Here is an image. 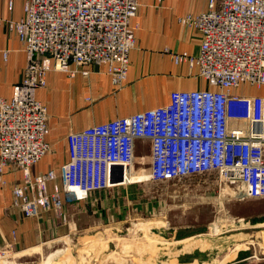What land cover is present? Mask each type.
<instances>
[{"label": "built area", "instance_id": "obj_1", "mask_svg": "<svg viewBox=\"0 0 264 264\" xmlns=\"http://www.w3.org/2000/svg\"><path fill=\"white\" fill-rule=\"evenodd\" d=\"M5 1L11 9L13 0ZM138 5L24 0L23 18L9 24L28 64L12 99L0 101V171L15 167L24 173L23 185L12 191L13 207L23 217H60L65 203L107 190L119 170L125 177L135 171L138 143L149 147L148 166L138 173L147 180L216 173L220 183L239 185L246 197L264 198V99L231 93L242 84L264 86V0H207L206 12L179 19L200 33L201 43L196 56L173 54L172 61L187 64L209 88L173 92L165 106L69 133L59 179L54 171L30 178V168L49 151L46 108L35 92L45 87L49 71L72 76L90 64L106 65L121 85ZM236 121L245 122L247 132L233 128Z\"/></svg>", "mask_w": 264, "mask_h": 264}, {"label": "crops", "instance_id": "obj_2", "mask_svg": "<svg viewBox=\"0 0 264 264\" xmlns=\"http://www.w3.org/2000/svg\"><path fill=\"white\" fill-rule=\"evenodd\" d=\"M138 3L130 21L134 46L121 85L113 83L106 65L90 64L79 67L72 76L49 71L45 87L35 92L36 100L46 108L49 151L30 168L31 179L49 171H54L59 179L60 169L69 156V133L165 106L173 92L209 88L187 64L177 65L171 58L173 54H198L200 33L181 25L179 19L206 12L207 0H138ZM23 6L24 0H13L9 9L8 3L0 0V101L12 99L14 87L28 64L23 44L9 27L23 18ZM231 93L264 99V86L242 84ZM231 126L247 132L245 122H232ZM23 183L24 173L19 169L5 167L0 171V252L6 248L32 251L56 243L69 233L53 212L32 219L23 217L13 207L12 191ZM82 202L75 203L74 209ZM73 211L70 210L69 217L75 215Z\"/></svg>", "mask_w": 264, "mask_h": 264}, {"label": "rangeland", "instance_id": "obj_3", "mask_svg": "<svg viewBox=\"0 0 264 264\" xmlns=\"http://www.w3.org/2000/svg\"><path fill=\"white\" fill-rule=\"evenodd\" d=\"M149 155L138 143L135 171L119 170L75 209L79 202L65 203L55 218L66 237L27 252L6 248L0 264H264V198L246 197L216 173L147 180L138 173Z\"/></svg>", "mask_w": 264, "mask_h": 264}, {"label": "bare ground", "instance_id": "obj_4", "mask_svg": "<svg viewBox=\"0 0 264 264\" xmlns=\"http://www.w3.org/2000/svg\"><path fill=\"white\" fill-rule=\"evenodd\" d=\"M235 188V187H234ZM234 194V193H233ZM147 238V237H146ZM153 242V241H152ZM99 243V242H98ZM238 247V246H237ZM237 247H235V248H237ZM241 247H243V246H241ZM227 258V257H226ZM221 264V263H220Z\"/></svg>", "mask_w": 264, "mask_h": 264}]
</instances>
